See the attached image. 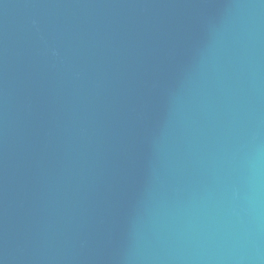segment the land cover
<instances>
[{
	"label": "water",
	"instance_id": "95a60500",
	"mask_svg": "<svg viewBox=\"0 0 264 264\" xmlns=\"http://www.w3.org/2000/svg\"><path fill=\"white\" fill-rule=\"evenodd\" d=\"M0 264H264V0H0Z\"/></svg>",
	"mask_w": 264,
	"mask_h": 264
}]
</instances>
